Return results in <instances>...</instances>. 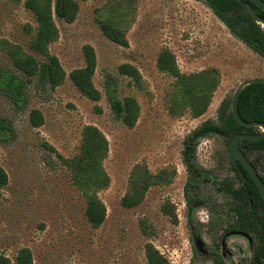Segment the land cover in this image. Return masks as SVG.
I'll return each mask as SVG.
<instances>
[{
    "label": "rangeland",
    "instance_id": "rangeland-1",
    "mask_svg": "<svg viewBox=\"0 0 264 264\" xmlns=\"http://www.w3.org/2000/svg\"><path fill=\"white\" fill-rule=\"evenodd\" d=\"M79 1L74 22L56 17L60 38L50 50L69 74L85 65L83 47L93 45L98 56L94 81L103 97L92 101L69 77L55 89L32 79L26 88V105L21 108L0 88V165L9 177L8 184L0 186V255L15 263L19 250L29 247L35 264H148L145 246L151 241L170 264H213L212 241L229 219L230 198L218 186L230 180L236 185L240 182L224 137L214 134L199 140L193 161L201 177L188 171L185 141L207 119L218 120L220 104L232 101L240 82L264 76V58L233 35L204 0ZM112 5L118 10L131 6L126 19L128 47L107 38L99 26L98 19L106 18ZM28 24L32 31L26 28ZM35 26L25 0H0V39L34 53L30 41ZM165 48L175 53L184 73L219 70L220 83L202 116L193 117L189 111L177 117L170 114L168 96L174 79L157 67ZM123 63L139 68L142 87L120 74ZM0 70L23 76L1 44ZM109 75L118 83L120 97L133 95L140 102L141 114L133 128L124 125L111 109L106 93ZM34 108L44 114L39 127L30 120ZM5 123L11 130H4ZM88 124L97 125L110 143L105 166L111 184L100 192L107 217L98 228L88 222L85 197L57 156V152L65 157L78 153ZM256 156L264 160L262 152L252 155ZM138 163L147 164L153 172L168 168L175 173L169 184L152 186L140 205L126 208L121 199ZM190 196L207 201L192 211V222ZM166 201L176 206L178 223L162 212ZM142 219L149 222L151 235L144 233ZM194 233L205 241L208 254L199 251ZM256 245L242 235L229 236L226 264L242 263Z\"/></svg>",
    "mask_w": 264,
    "mask_h": 264
},
{
    "label": "trees",
    "instance_id": "trees-1",
    "mask_svg": "<svg viewBox=\"0 0 264 264\" xmlns=\"http://www.w3.org/2000/svg\"><path fill=\"white\" fill-rule=\"evenodd\" d=\"M243 1L250 2L258 15L264 18V11L250 0H204L233 35L264 58V24L253 19ZM25 7L33 13L36 21L34 34L30 41V48L34 53L26 51L21 45L8 39H0V44L11 57L15 68L23 75L20 76L10 70H0V88L3 92L10 96L18 107L24 108L27 84L32 79H37L39 84L55 89L69 77L84 96L95 102L100 101L103 94L94 81L98 65L95 47L91 44L83 47L85 65L72 70L69 74L59 57L50 50V45L60 38L56 17L68 23L74 22L81 8L80 1L25 0ZM130 13H132L130 5L122 6L119 10L117 5H112L108 10L109 15L98 19L103 34L125 47L130 45L126 26V19ZM26 28L29 31L33 29L29 24ZM36 55H42L44 59H39ZM157 67L174 79L168 96L169 112L172 116H182L187 111L193 117H200L206 113L220 83V72L217 68L184 73L178 65L175 53L169 48L162 49L159 53ZM119 72L128 76L134 84L143 86V76L136 65L123 63L119 67ZM106 93L114 115L127 127H135L141 114L138 98L133 95L120 97L118 83L110 75L106 78ZM97 109L102 111L101 107ZM218 111V120L207 119L188 135L185 141L184 160L188 171L194 177H201L202 174L193 161L199 140L218 134L230 144L232 138L238 133L260 131V127L248 128L241 125L234 117L231 102L227 99L222 101ZM238 111L240 116L247 121L264 122V82L253 83L244 88L239 98ZM30 120L35 127L43 125L45 121L43 112L37 108L32 109ZM4 128V130H11L10 124L5 123ZM46 146L53 148L48 144ZM240 147L254 166L259 169L262 164L261 158L260 156L253 158L252 155L264 152V138L259 141L241 140ZM109 151L110 143L107 135L95 124H88L84 127L77 154L65 157L56 151L60 161L69 169L73 183L85 197V214L94 228L100 227L107 217V206L100 197V192L111 184V176L105 166ZM239 166L240 169L233 166L240 182L239 185L232 180L219 184L220 190L225 191L230 198L232 219L229 220L226 230L247 233L261 243L257 249L256 260L238 264H264V199L248 171L241 163ZM174 173L175 171H169L168 168L153 172L147 164L138 163L131 171L129 188L122 197L121 204L126 208L140 205L152 186L169 184ZM262 177L264 180V175ZM8 181V173L0 165V186L7 185ZM190 186L191 183L186 185L188 196ZM206 202L195 196L188 197L191 222L194 207ZM161 210L173 223L179 222L176 206L170 201L164 202ZM141 227L146 235H151L150 224L146 219L141 220ZM220 238L218 235L213 239L215 264L223 263L219 251ZM145 255L148 264H170L169 259L151 241L145 246ZM0 264H35L33 252L29 247L21 248L15 257V263L10 257L1 254Z\"/></svg>",
    "mask_w": 264,
    "mask_h": 264
},
{
    "label": "water",
    "instance_id": "water-1",
    "mask_svg": "<svg viewBox=\"0 0 264 264\" xmlns=\"http://www.w3.org/2000/svg\"><path fill=\"white\" fill-rule=\"evenodd\" d=\"M242 1V0H240ZM254 4H256L258 7L261 8V10L264 11V0H250ZM245 7L248 9V12L250 15L253 17L255 21L258 23H263L264 24V18L260 15H258L257 11L252 7L250 2H245L243 1ZM264 82V76H259V77H253V78H248L240 82V84L237 86L232 101H231V111L236 118V120L243 126L251 128V127H260L261 131L260 132H255V133H248V132H243V133H238L236 134L230 144H229V155L231 157V160L233 164L239 169V163H241L244 168L248 171L250 176L252 177L253 181L257 185V187L260 190V193L264 199V180L260 173L258 172L257 168L254 166L252 161L249 159V157L246 155V153L241 149L240 147V141L247 139V140H253V141H259L264 138V122L261 121H247L243 119L238 111V102L240 95L244 88L250 84L253 83H261ZM196 244L199 248V251L207 254L209 250L205 247V241L199 237L196 239Z\"/></svg>",
    "mask_w": 264,
    "mask_h": 264
},
{
    "label": "flooded vegetation",
    "instance_id": "flooded-vegetation-1",
    "mask_svg": "<svg viewBox=\"0 0 264 264\" xmlns=\"http://www.w3.org/2000/svg\"><path fill=\"white\" fill-rule=\"evenodd\" d=\"M261 131V130H260ZM259 131V132H260ZM262 154L264 155V152H262ZM247 155V154H246ZM230 156V155H229ZM230 159H231V157H230ZM250 159V158H249ZM240 164V163H239ZM231 165H232V168H233V166H235L234 164H233V162H232V160H231ZM234 169V168H233ZM239 169H240V166H239ZM258 170V172L260 173V175L262 176V175H264V160H262V164L259 166V169H257ZM236 172V171H235ZM236 175H237V173H236ZM263 178V177H262ZM219 187V186H218ZM219 190H220V188H219ZM221 191H223V190H221ZM225 194H226V192L225 191H223ZM227 195V194H226ZM228 196V195H227ZM198 207V206H197ZM189 208V207H188ZM195 208L196 207H194V209L193 210H195ZM191 216H192V213H191ZM227 216H229V219H228V222H229V220H231L232 219V215H231V213H230V202H229V208H228V214H227ZM191 219H192V217H191ZM192 221H193V219H192ZM228 224V223H227ZM225 225V227L223 228V230H221V232H220V253H221V255H222V258H223V263L222 264H226V261H227V253H226V251H225V247H227V239H228V237L229 236H231V235H233V234H238V235H242L243 237H245V239H247L248 240V242H253V241H255L256 243H257V245H256V247H254L253 249H252V252H251V256L248 258V259H245L243 262H247V263H250V262H252V261H254V260H256V256H257V249L259 248V246L261 245V243L257 240V239H255L254 237H252L251 235H249V234H247V233H243V232H239V231H233V230H226L227 228H228V225ZM195 234V233H194ZM196 235V234H195ZM197 236V235H196ZM199 237H201V236H197L196 237V239L197 238H199ZM197 245V244H196ZM198 247V246H197ZM214 247H215V243H214V241H212V249H211V252H212V261H213V264H215V262H214V255H213V250H214ZM199 249V248H198ZM202 253V252H201ZM204 254V253H203ZM208 254V253H207Z\"/></svg>",
    "mask_w": 264,
    "mask_h": 264
}]
</instances>
